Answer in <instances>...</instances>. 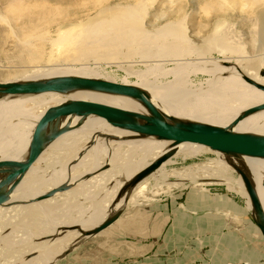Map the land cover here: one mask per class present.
I'll list each match as a JSON object with an SVG mask.
<instances>
[{"label":"bare ground","instance_id":"obj_1","mask_svg":"<svg viewBox=\"0 0 264 264\" xmlns=\"http://www.w3.org/2000/svg\"><path fill=\"white\" fill-rule=\"evenodd\" d=\"M6 1L8 2L10 0ZM83 1L84 0H53L54 7H46V5L41 4L40 12H18L19 10L17 8V12H0V37H3L0 38V42L2 43V45H0V59H3V62H9L10 64L8 67H5V65L0 62V67L1 69L4 67L7 69H11V71L6 70L2 71V73H8V75L13 73L14 76H18L25 74L27 71H30L32 75H36L28 79L12 81L47 78L60 75L61 73L59 74L57 70H59L60 68H65L63 66H60V64L68 62L72 63L75 66L73 68L75 72L73 75L90 76L91 74L90 77H96V72H83V70L88 68L87 65H89V63L93 61V57L96 56L98 58H103V55H107L109 56V59H111L108 62H115L116 59L121 58L127 59L128 61H133V63H141L143 66H145L146 72L144 70V72L141 71L140 73H137L139 74V78H137L140 79V83L132 84L138 85L147 93H149V95L151 96V100L161 110H163L167 114L178 116L181 118L208 122L220 126L228 125L235 117V115L244 108L264 101L263 92L253 88L241 79L242 75H246L247 77H250L257 82L264 84V77H259L257 75V72L259 71L258 69H261L263 67V65L261 66V63H259L261 66L260 67L257 65L256 61L248 60L247 62H245L246 58H244V62H242V57H238L235 58L234 62L236 63L234 65L227 66L221 64L230 62L231 58L229 54L232 55L233 53H237L238 55V53H240L241 49L243 48V46H241V43V45H238L239 40L242 38L240 37L241 35L234 28V24L227 22L225 19L214 22L218 24L214 28H212V31L208 34H205L204 30V27L208 22L199 21L200 23L198 22L197 28H195V34L197 33L199 37L197 36V39V37L195 36V40L197 41H194V38L191 37V35L188 36L187 34V23H184L186 14L184 15V12H181L180 8L177 10L174 9L176 10V12L167 13V16H170L173 19L171 23L155 28L151 27L153 22H147V16L149 15L148 6L151 5L153 0H133L132 3H126L127 7L119 8L117 7L120 6L119 3L105 7L103 12L99 11V15L104 16L103 19L88 23L85 26L78 27L71 33V35H69L61 42L55 32L52 31V26L60 21L70 19V16L77 15L78 9L82 8L85 4H83ZM106 1L109 0H90L88 2L96 6ZM123 1L127 2V0ZM178 1L181 2L180 0ZM178 1L176 0L175 2L178 3ZM8 4L11 5V1ZM62 5H65V9H63V12H61ZM193 5L198 6L199 9L204 11L203 13L205 17L207 16L206 18H208V15H211L212 13L218 14L226 12L228 10L235 11L238 9H242L243 12H253L251 14H254V16L257 17V20H255L256 22L258 21V18H261V24L263 25L264 23V0H194ZM255 12H262V14L257 15L258 13L256 14ZM206 18L205 20H207ZM213 50L216 52L218 51L220 53H225L228 56H224L223 59L216 61L217 59H211L212 56H209ZM61 52L62 55L58 56L56 63L46 65L40 64L49 62L51 60V57H54L56 54H59ZM237 55L234 54V56L236 57ZM118 61L120 62V60ZM128 61L126 62L128 63ZM199 61H201V63H198ZM96 64L98 63L96 62L93 65ZM168 64H170L171 67H168L167 69L166 65ZM209 64L213 65V69H211V67L210 69L205 70L214 75V77H209L210 79L207 78L208 80H205V83L202 81L203 83H199L198 85H195V82L193 84L191 82L192 79L190 80L188 77L190 72L193 71L192 69L199 70L202 65H204L205 68V65ZM94 67L98 66L96 65ZM148 72L149 74H153V80L148 79L149 76H146ZM225 72H228L229 74L227 76H222V74H224ZM168 73L172 76L171 80H160V82L159 80H156V77L163 78L161 74L166 75ZM215 73L218 75L216 76ZM104 78L107 80H112L108 74H105ZM46 93V99L39 103L33 104L31 106L33 107V109L22 108L19 106L8 108V106L10 105L12 100L32 98L34 96L36 97L45 93L24 98L0 100V150L2 151V153H0V158L21 159L25 156L27 144L30 139L32 130L36 125L38 119L49 106L59 104L69 99H86L126 109L136 110L139 107L133 100L103 93L85 91H77L67 95L55 92ZM259 117H264V109L252 113L241 119L234 126V130L241 132L264 133L260 131H264V122L262 121L263 124H259ZM14 119L22 120L17 128H13V124H8ZM72 121L74 122L75 119H73ZM98 123L105 125L102 126L103 129H99L97 127L99 125ZM93 124L95 126L92 128ZM73 132H76L75 135L78 134L75 138L73 137L74 141L88 136L89 139L91 137H95L97 143L102 141L103 139L102 138L101 140H99V138H97V134H115L117 136L125 134L107 125L103 120L95 117L87 119L80 127L74 129ZM21 135H24V137L18 138ZM66 136H68V133H65L59 138L61 139ZM69 138L67 137L65 139ZM131 140L132 139L118 141V144L125 143L129 144V146L136 145L138 147V151L142 150L145 153L155 150L157 151V154L155 156H157L160 152L167 148L168 145V143L166 142H158L149 139H141L138 141H134L136 139L132 141ZM56 141H54V143ZM108 142H110V139ZM56 143H58V141ZM62 144H66L65 140ZM181 146H189L187 147V150L190 153L196 150L194 146L203 147L200 145L189 143H183L179 145V148H182ZM42 154L43 152L37 160L38 162H45L46 166H48L49 164L46 162L47 160H49V158L46 159L41 157ZM45 154L47 153L45 152ZM133 154L135 153L132 150H129L127 152L129 162L131 161L130 157H132ZM148 163H144L143 167ZM217 163L221 166L227 165L223 159V156L219 158V161H217ZM238 163H242L251 172L253 181L255 183L264 208V187L262 185V179L264 178V159L243 157ZM117 165L118 166H115L118 168L120 166V169L125 175L124 180L118 182V190L121 185L130 178L129 174L132 172H130L131 167L129 163ZM62 167L61 170L64 169L65 165H63ZM30 174V176H23L18 186L11 193L8 201V203L14 206H18L21 211L13 212L12 210L8 213V215L9 220H11V222L14 224H16L17 222L20 224L27 221V219L29 218L31 223H28L30 225L28 227H37L38 224H35L31 217L34 214L38 213L37 209L39 206H42V208L46 210L48 208V203L45 202H48L49 200H51V198L49 197L33 202L24 201L25 197L30 196L34 198L43 192L41 191L40 187L41 184H43V182L45 181L38 175V173L36 174V171L34 170ZM80 181L82 182V180H79V182ZM144 181L145 179H143L138 184ZM237 182L240 185V188L243 189L239 177L237 178ZM100 183H102V181H100ZM87 184L90 185L91 183ZM74 189H72L71 191H74ZM69 191L67 192L69 193ZM113 198H111V201L113 200ZM246 200L248 203L249 200L247 196ZM122 205V203H113L115 209L121 208ZM113 206L111 208H113ZM1 211L2 209H0V212ZM101 214L98 215L99 219L101 218ZM96 216L95 213H92L87 217L81 219L80 221L86 222L85 226L81 227L89 228L88 226H92L95 222ZM105 216H103L101 220ZM101 220L96 221L100 222ZM33 232L34 231H32V233ZM39 232L40 228L36 229L35 233L37 234V236L39 234H42ZM72 232H74V235L70 239H68L69 245H73L79 237V233L77 230H72ZM53 234L54 233H45L40 235L39 237H47L46 241L43 244H39L38 246H35V244H29L27 246L25 245L27 247L25 250L26 255H31L34 253L36 254L35 256L25 259L23 261L24 264H31L36 259L37 261L39 260L40 264H45L49 261L55 248L58 247L63 240L61 238L56 239ZM48 235H52V238H48ZM67 247L64 250H66ZM37 261L35 263H37Z\"/></svg>","mask_w":264,"mask_h":264},{"label":"rangeland","instance_id":"obj_2","mask_svg":"<svg viewBox=\"0 0 264 264\" xmlns=\"http://www.w3.org/2000/svg\"><path fill=\"white\" fill-rule=\"evenodd\" d=\"M10 1L11 5L8 4ZM10 1L7 2L6 0H0V12H17L16 8L19 10L18 12H40L41 4L46 5V7H54L53 0ZM88 1L90 0L83 1V4H85L84 6L82 5V8L78 9L77 15L70 16V19L60 21L52 26V31L55 32L61 42L69 35H71V33L78 27L85 26L88 23L103 19L104 16L99 15V13L103 12L105 7L119 3L120 6L117 7L123 8L127 7L126 3L133 2V0H127V2H124L123 0H109L100 5L94 6V4ZM175 1L176 0H153L151 5L148 6L149 15L147 16V22H153L151 27L158 28L160 26H164L165 24L168 25L173 21V19L172 17L167 16V13L176 12V10L180 8L181 12H184V15L186 14L184 23H187L186 30L188 36L191 35V37L194 38V41H197L195 39L197 36L199 37V35H197V33L195 34V28H197V24L199 21L208 22L204 27L205 34H208L212 31V28H214L218 24L214 22L225 19L227 22L234 24V28L241 35H239L242 38L239 40L238 45L242 44L241 46H243V51L241 49L238 55L237 53H233L232 55L229 54L231 61L221 64L231 66L236 63L234 62L235 58L242 57V62H244V58H246L245 62H247L248 60H252L256 61L258 66H260L259 63H261V66H264V23L263 25L261 24V18H258V21L256 22L255 20H257V17L254 16V14H251L253 12H243L242 9H238L235 11L228 10L226 12L218 14L212 13L211 15H208V18H206L207 16L205 17L203 13L204 11L199 9L198 6L193 5L194 0H180L181 2L177 0L178 3ZM63 9H65V5L61 6V12H63ZM255 13H258L257 15L262 14V12ZM205 18L208 21L205 20ZM0 45H2L1 42ZM212 52L209 56L213 57H211V59H217L216 61L223 59L224 56H228L227 54L220 53L218 51V53L214 50ZM234 54H236L237 57L234 56ZM60 55H62V52L56 54L54 57H51V60L49 62L40 64L46 65L56 63L58 56ZM102 57L103 58H98L96 56L93 57V61H91L89 65H87L88 68L83 70V72H96V77L102 79H105V74H108L112 79L111 81L115 82L135 84L140 83V79H138L139 74L137 73H140L141 71L144 72L145 70V66H143L141 63H133V61L131 60L128 61L127 59L122 58L116 59L115 62L112 61V63L108 62L109 60H111L109 59V56L103 55ZM118 60H120V62ZM3 61V59H0V62L3 63L5 67H8L10 65L9 62ZM126 61H128V63ZM96 62L98 63L96 64L98 67H94L96 65H93ZM198 63H201V61H199ZM168 65H166L167 69L168 67H171L170 64ZM60 66L65 67L64 69H59L62 72L57 70L59 74L61 73L60 75H73L75 73L73 69L75 66L72 63L65 62L60 64ZM5 67L2 69L0 67V82L28 79L36 76L32 75L30 71H27L25 74L18 76H14L13 73H11L10 75H8V73L3 74L2 71H11V69H7ZM201 68L199 70L192 69L193 71H191L188 76L190 80L192 79L191 82L193 84L195 82V85L203 82L205 83V80L214 77V75L205 70L210 68L213 69L212 64L205 65V68L204 65H202ZM228 74V72H225L224 74H222V76H227ZM161 75L163 76V78L156 77V80H159V82L160 80L168 81L172 79V76L169 73L166 75ZM215 75L217 76L218 74L215 73ZM146 76H149L150 78L148 77V79L150 80L154 79L153 74H149V72ZM46 95L47 93L41 94L36 97L34 96L32 98L12 100L8 108L19 106L22 108L33 109V107L31 106L33 104L44 101L46 99ZM21 121V119H14L8 124H13V128H17ZM262 121L264 122V117H259L258 123L263 124ZM94 126L95 125L93 124L92 128ZM102 126L105 125L99 124L97 127L99 129H103ZM73 130L69 131L70 134L69 132H67L68 136L61 139L58 138L59 140L57 141L59 144L56 143L57 141L55 140L56 142H53L54 144L51 143L53 145L50 144L46 147V149H44L41 157L46 159L49 158V160H47L46 162L49 164L48 166H46L45 162H38V160H36L31 165L29 170L25 173V175L27 176H30V173L33 170L36 171V174L38 173V175L45 181L43 182L44 185L41 184L40 187L41 191L43 192H46L60 182H63L66 178H68L71 184H73L71 185V188L64 191L63 193H58L50 197L51 200L45 202L48 203V208L46 210L43 209L42 206L38 207V213L34 214L31 217L35 224H38V226L28 227L30 226L28 223H31L29 218L25 222H22L20 224L17 222L18 224H14L11 222V220H9L8 213L12 210L13 212H20L21 210L18 208V206H14L8 203L7 205L0 207V209H2V211L0 212V264H24L23 261L25 259L35 256L36 254L34 253L31 255H26V246L29 244H35V246L43 244L46 241L47 236H39L45 233H54L53 236L56 239H63L62 243L55 248L51 256L53 259L50 257L49 261L45 264H133L134 262L135 264H144V261H142L141 263L139 262V259L141 257H133V254L136 253L137 249H135L132 241L133 237L130 235L131 230H134L133 228L137 229L140 227L130 224V220L132 219V215L134 213L137 215H141L137 211V208L128 210L126 208L127 205H124L121 213V216L124 219H122L121 222L125 223V225L123 224L122 229H119L118 232L116 231L111 233V229H108L107 231L98 233L95 236L86 238L76 247L69 245L68 239H70L74 235V232H72V230H74L75 226H85L86 222L80 221L81 219L87 217L92 213H95V216L103 213L101 214L102 218L110 211V208L113 206L111 198H113L116 193L118 182L124 180L125 178V175L120 169V166L119 168L116 167L118 166L117 164L129 163L131 167L130 172H132L129 174V177H131L137 170L143 167L144 163L150 162L157 154V151L152 150L148 153H145L142 150L138 151V147L136 145L129 146V144L125 143L118 144L119 142L117 140H111L109 136L98 134L101 136L100 140L105 136L107 137L108 141L110 139V142L105 144V140L102 139V141L96 143L93 147H91L89 151L83 154L81 158L77 159L78 161L74 165H70L67 171V165L72 162V160H75V158L77 157V153L82 150L85 144L90 140L88 136H85L79 140L74 141V138L78 134L75 135L76 132L74 133ZM260 131L264 132L262 130ZM67 137L70 138L65 139ZM64 140L66 144H62ZM181 147L182 148H179L178 152L175 154L179 155L183 159V161L179 163V168H177L179 175L183 177L186 188H197L203 194L202 197H204V199L200 201V205L198 206L199 210H195V213H192L193 210L189 208L187 204H184V215L191 219H193V217H200V221L204 223L201 224L198 231H196L194 234L191 230L185 234V238L183 239L184 256L182 264H264V239L259 234L257 227L251 219L249 201L247 203V195L245 191L240 188V185L237 182V173L232 169L231 166H221L217 163V161H219V158H221L222 156L217 152H214L206 147L194 146L196 150L190 153L187 150V147L189 146ZM129 150H132L135 153L132 155V157H130V162L128 161L127 156V152ZM45 152L47 154H45ZM0 153H2L1 150ZM231 161L234 164L238 165L235 160L231 159ZM107 163L108 165L100 168ZM62 164L65 165L63 170H61L63 168ZM212 170L220 174L222 172H225V176H227V178L221 179V175H219L218 173L213 174ZM208 172L210 174H208ZM87 173L88 175L84 177L86 179H83L82 182H79V178ZM218 178L219 180H216ZM97 180L99 183L97 182ZM100 181H102L103 184L100 183ZM73 182H75L76 184ZM87 183L91 184L88 185ZM143 184L144 182L141 183L140 186H143ZM262 185L264 187V178L262 179ZM72 189H74V191H71ZM67 191H69L70 194ZM132 194H134V191ZM132 194L130 196L131 198L133 197ZM221 197L225 198L228 203L227 205H224V203L223 205L220 204L222 203V201L218 199H221ZM32 199V197L28 196L24 198V201H29ZM46 216L49 218H47ZM97 216L95 217V222L92 226L96 225L99 222L96 220H101V218L99 219V216ZM171 220V225L165 231L163 239L166 236L169 237L171 235V232L174 233L176 227H178L177 225H175V222H173V220H177V215L175 212H173V214L171 215ZM216 220L220 225H216ZM92 226L88 227L91 228ZM220 226L222 227L221 229L219 228ZM38 228H40L39 233L42 234L38 233L39 235L37 236L35 231ZM32 231L34 232L32 233ZM223 235L224 237L228 235L227 237H230V241L238 245L239 250L237 249L236 251L241 254V257H237L236 253H233L232 251H230L232 255L234 257L236 256L233 261H229L227 259L225 260V258L222 257V254L228 251V248L224 247L221 243V240H219ZM51 236L52 235H48V238H52ZM6 237L8 238V240ZM66 247L67 251L64 250ZM193 255L195 256L193 257ZM219 256H221L222 260L219 258ZM36 261L37 259L34 260L31 264H40L39 260L37 261V263H35Z\"/></svg>","mask_w":264,"mask_h":264},{"label":"water","instance_id":"obj_3","mask_svg":"<svg viewBox=\"0 0 264 264\" xmlns=\"http://www.w3.org/2000/svg\"><path fill=\"white\" fill-rule=\"evenodd\" d=\"M264 77V66L258 71ZM241 79L253 88L264 93V84L242 75ZM77 91L103 93L133 100L138 109H126L102 102L86 99H69L49 106L38 119L27 144L25 156L21 159L0 158V207L7 205L11 193L18 186L25 173L38 159L44 149L65 133L80 127L91 117L103 120L107 125L121 131V136L106 135L111 140L149 139L168 143L167 148L154 157L148 164L136 171L117 190L112 203H122L121 208H111L100 222L91 228L75 226L79 237L71 246L76 247L86 238L100 233L113 224L122 213L136 185L157 171L178 152L183 143L206 147L223 156L225 163L237 173L250 204V216L264 239V208L253 181L251 172L238 163L243 157L264 159V133L235 131L234 126L244 117L264 109V101L239 111L226 126L211 124L170 115L161 110L149 93L132 83H121L99 77L81 75H57L47 78L24 81L0 82V100L28 97L46 92L67 95ZM75 119L73 122L72 120ZM105 137V136H104ZM105 144L108 143L105 137ZM108 137V138H109ZM100 140V135L97 134ZM97 140L91 137L75 160L67 165H74ZM235 160L238 165L234 164ZM108 164H104L105 167ZM99 168V169H100ZM92 173V172H91ZM85 174L79 180L86 179ZM66 178L46 192L34 197L30 202L52 197L71 188ZM67 251V250H66Z\"/></svg>","mask_w":264,"mask_h":264},{"label":"crops","instance_id":"obj_4","mask_svg":"<svg viewBox=\"0 0 264 264\" xmlns=\"http://www.w3.org/2000/svg\"><path fill=\"white\" fill-rule=\"evenodd\" d=\"M22 137L24 135L18 138ZM181 161L183 159L179 155L173 156L157 171L146 177L143 186H140L141 183L138 184L133 190V197H130L125 204L128 210L137 208V211L141 214L137 215L134 213L130 220L131 225L140 226L137 229L133 228L134 230L130 232V235L133 237L134 247L137 249L133 257H141L139 259L140 263L144 261V264H182L184 256L183 239L185 238V234L190 230L194 234L198 231L201 224L204 223L200 221V217H193L191 219L184 215V204H187L193 210L192 213H195L199 210L198 206L204 197H202L203 194L199 189L192 187L188 189L185 187L183 177L179 175L177 170ZM212 173L218 172L212 170ZM208 174L210 173L208 172ZM218 174L221 175V179L227 178L225 172ZM218 200L222 201L221 205L223 203L224 205L228 204L223 197ZM173 212L177 215V220H173V222L178 227H176L174 233L171 232L169 237L166 236L167 238L163 239L165 231L171 225V215ZM122 219L124 218L120 216L102 232L108 229H111V233L118 232L119 229H122L123 224L125 225V223L121 222ZM216 222V225H220L217 220ZM219 228L221 229L222 227L220 226ZM227 236L224 237L223 235L219 239L222 245L228 248V251L223 253L222 257L225 260L233 261L236 256L241 257V254L236 251L237 249L239 250L238 245L230 241V237L228 238ZM230 251L235 252L236 256L234 257ZM219 258L221 259V256Z\"/></svg>","mask_w":264,"mask_h":264}]
</instances>
